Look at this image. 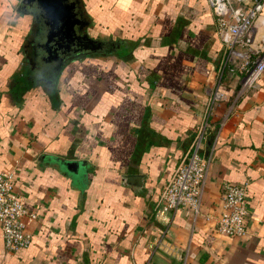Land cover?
I'll return each mask as SVG.
<instances>
[{
	"label": "crops",
	"instance_id": "crops-1",
	"mask_svg": "<svg viewBox=\"0 0 264 264\" xmlns=\"http://www.w3.org/2000/svg\"><path fill=\"white\" fill-rule=\"evenodd\" d=\"M78 2L87 34L113 45L50 61L32 14L0 0V170L35 212L27 246L4 249L0 231V264H264V71L234 97L241 75L232 61L219 71L225 48L206 0ZM251 32L255 50L264 3ZM216 85L225 96L211 120L222 124L205 143L201 213L226 183L245 182L243 236L158 199Z\"/></svg>",
	"mask_w": 264,
	"mask_h": 264
},
{
	"label": "built area",
	"instance_id": "built-area-1",
	"mask_svg": "<svg viewBox=\"0 0 264 264\" xmlns=\"http://www.w3.org/2000/svg\"><path fill=\"white\" fill-rule=\"evenodd\" d=\"M206 1L214 16L215 33L225 48L219 71H222L228 61H232L241 75L234 91L236 97L255 86L256 80L264 71V34L256 49L250 48L251 27L264 0ZM235 47L247 50L244 58L235 56ZM224 96L218 85L208 94L188 145L162 184L158 199L163 210L183 209L193 216L202 214L205 220L211 221L210 228L213 232L235 237L243 236L247 231L245 182L226 183L216 210L201 213V198L210 162V149L205 143L210 136L213 139L217 137L222 121L216 124L212 122L211 116L216 104ZM25 216L35 217V212L23 204L22 196L15 189L13 173L0 170V231L4 249L15 251L29 244L30 235L25 228Z\"/></svg>",
	"mask_w": 264,
	"mask_h": 264
},
{
	"label": "water",
	"instance_id": "water-1",
	"mask_svg": "<svg viewBox=\"0 0 264 264\" xmlns=\"http://www.w3.org/2000/svg\"><path fill=\"white\" fill-rule=\"evenodd\" d=\"M27 7H31L28 10ZM19 11L34 14L40 22L41 39L39 46L47 57H57L58 52L69 51L75 41L85 39L92 47L99 45L101 40L91 38L87 32L79 33L83 23L80 17L78 0H20ZM62 57L59 59L61 60ZM63 165L75 171L77 162L58 158Z\"/></svg>",
	"mask_w": 264,
	"mask_h": 264
},
{
	"label": "flooded vegetation",
	"instance_id": "flooded-vegetation-1",
	"mask_svg": "<svg viewBox=\"0 0 264 264\" xmlns=\"http://www.w3.org/2000/svg\"><path fill=\"white\" fill-rule=\"evenodd\" d=\"M78 8H79V13H80V17L81 19L83 20V23L80 24V28L79 29V33H82V32H87L88 29V24H89V21L88 19L86 18L85 15H83V12H82V9L79 5V2H78ZM28 10H31V7H27ZM32 18H33V22H34V26H33V34H34V37H35V40L37 37H41V29H40V22L39 20L37 19V17L34 16V14H32ZM89 35V34H88ZM91 38H94L92 37L91 35H89ZM38 41V40H37ZM113 43L111 41H106V40H102L101 43H99V45H96L95 47H92L90 43H87V41L85 39H83L82 41H75V45H73L69 51H65V52H58L57 54V57H50V61H57L59 60L61 57L62 58H67V57H70V56H73V55H79V54H86L88 52H91V51H103L107 48H109L110 46H112Z\"/></svg>",
	"mask_w": 264,
	"mask_h": 264
},
{
	"label": "rangeland",
	"instance_id": "rangeland-1",
	"mask_svg": "<svg viewBox=\"0 0 264 264\" xmlns=\"http://www.w3.org/2000/svg\"><path fill=\"white\" fill-rule=\"evenodd\" d=\"M93 32L95 31V30H92ZM91 33V32H90ZM97 35V34H96ZM98 36L99 37H103V38H105L106 36L105 35H101V34H98Z\"/></svg>",
	"mask_w": 264,
	"mask_h": 264
}]
</instances>
